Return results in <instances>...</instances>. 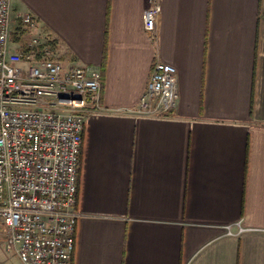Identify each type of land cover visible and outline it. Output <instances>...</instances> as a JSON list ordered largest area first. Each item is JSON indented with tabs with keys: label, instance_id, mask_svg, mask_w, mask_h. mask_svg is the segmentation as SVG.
Returning a JSON list of instances; mask_svg holds the SVG:
<instances>
[{
	"label": "crops",
	"instance_id": "crops-1",
	"mask_svg": "<svg viewBox=\"0 0 264 264\" xmlns=\"http://www.w3.org/2000/svg\"><path fill=\"white\" fill-rule=\"evenodd\" d=\"M153 6L13 0L64 64H105L72 264H264V0H158L147 30ZM157 61L175 71L176 104L137 114ZM0 246V264H23Z\"/></svg>",
	"mask_w": 264,
	"mask_h": 264
},
{
	"label": "built area",
	"instance_id": "built-area-1",
	"mask_svg": "<svg viewBox=\"0 0 264 264\" xmlns=\"http://www.w3.org/2000/svg\"><path fill=\"white\" fill-rule=\"evenodd\" d=\"M145 17L157 25L158 0ZM0 0V224L23 264H72L85 122L101 112L102 71L64 64L39 21ZM177 99L174 69L157 61L133 112L160 116ZM231 234L230 226H226ZM244 229L238 224V233Z\"/></svg>",
	"mask_w": 264,
	"mask_h": 264
},
{
	"label": "rangeland",
	"instance_id": "rangeland-1",
	"mask_svg": "<svg viewBox=\"0 0 264 264\" xmlns=\"http://www.w3.org/2000/svg\"><path fill=\"white\" fill-rule=\"evenodd\" d=\"M5 231L4 226L1 224L0 225V244L3 243V239H4V233L2 235V232ZM2 241V242H1ZM4 247V246H3ZM0 249H2V246H0ZM4 250L10 254H13L12 251L8 250L6 247H4Z\"/></svg>",
	"mask_w": 264,
	"mask_h": 264
},
{
	"label": "trees",
	"instance_id": "trees-1",
	"mask_svg": "<svg viewBox=\"0 0 264 264\" xmlns=\"http://www.w3.org/2000/svg\"><path fill=\"white\" fill-rule=\"evenodd\" d=\"M104 70H105V64H103V66L101 67L102 73L104 72Z\"/></svg>",
	"mask_w": 264,
	"mask_h": 264
}]
</instances>
